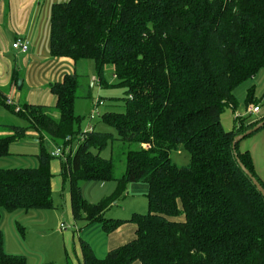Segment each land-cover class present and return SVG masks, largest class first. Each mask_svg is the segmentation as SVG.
Wrapping results in <instances>:
<instances>
[{
  "label": "trees",
  "instance_id": "1",
  "mask_svg": "<svg viewBox=\"0 0 264 264\" xmlns=\"http://www.w3.org/2000/svg\"><path fill=\"white\" fill-rule=\"evenodd\" d=\"M50 54L75 66L95 61L102 87L109 86L104 69L112 66L116 86L124 90L116 98L123 102L120 111L98 116L116 134L93 126L76 151L60 159L76 221L100 223L107 234L128 222L136 226V238L105 258L82 241L84 264H264V196L238 160L263 188L264 180L250 152L240 150L242 141L233 148L235 138L264 117L236 116L233 130L221 119L236 106L235 90L264 69V0L54 3ZM79 88L78 75L67 74L49 85L54 108L17 103L18 112L0 89V106L27 122H0V264H28L26 256L6 251L3 214L55 207L53 158L46 146L67 149L74 142L67 138L82 134L75 131L81 122L75 113ZM29 133L40 145L38 166L3 168L11 146ZM108 144L112 157L105 159L101 153ZM114 144L120 148L115 157ZM181 150L190 154L188 166L171 158ZM123 160L125 171L117 176L116 164ZM90 182H115L117 189L90 203L82 193ZM132 183L148 186V212L129 220L106 217Z\"/></svg>",
  "mask_w": 264,
  "mask_h": 264
},
{
  "label": "crops",
  "instance_id": "2",
  "mask_svg": "<svg viewBox=\"0 0 264 264\" xmlns=\"http://www.w3.org/2000/svg\"><path fill=\"white\" fill-rule=\"evenodd\" d=\"M45 8L46 6L42 7V0L0 1V89L7 91L8 94L6 95L8 97H12L13 100L19 104L22 97L21 91L26 89V103L54 108L56 105V98L51 94L49 85L51 83L62 81L64 76L67 74H73L75 65L69 59L51 57L49 44L50 39L47 36L44 40V32L39 27ZM45 10L49 11L48 5ZM19 38L27 39L30 41L31 46L29 53L18 54L11 48L10 44ZM41 48L43 50H41ZM18 62L21 64H19ZM23 70L25 71L23 72ZM19 82H21V85L19 84ZM251 90H253V103L248 104L249 97H251ZM17 92H20V94ZM234 96L236 100V106L229 107L223 113L221 118L222 124L225 129H234L236 116L240 117V119H244L248 116H252L256 119L263 118L264 69L261 70L254 78L239 86L235 90ZM252 106H260L261 113L258 115L250 114L249 108ZM29 136L30 137L28 139L14 143L11 146V155L5 158L13 159V157H19L17 162H20L21 165L17 167H5L1 164L3 168H33L38 166L37 156L40 152V145L38 141L33 138L34 133H29ZM251 137L252 136L246 138L240 143V150L242 152H250L255 167L253 145H250L246 142L250 141L249 139H251ZM261 140H263L264 142V135L261 137ZM21 142H26V144ZM47 145L53 146L52 143H49ZM17 146L18 148L16 149V151H14L15 147ZM19 148H29L30 150H32V155L29 156L25 153H20V151L18 150ZM20 160L24 162H21ZM30 161L31 163H33V161L36 162L33 163L34 165H32L30 164ZM56 170H59V166L57 168V166L52 165L51 171L54 175L52 180V189H54V182L56 181ZM87 184L88 183H86L82 189L83 197L84 189ZM100 184V187L103 188L104 183ZM66 195V209L62 212V214L65 213V215L71 220L70 223L72 224V226L70 232H66L67 228L63 223L61 224L63 225V227L60 225L59 229L61 232H66V234L64 233L62 236L63 244L61 245L60 250L66 264H84L81 245L82 241L87 242L93 248L97 257L105 258L110 251H113L130 243L136 238V226L130 222L125 223L116 231L107 234L103 230L100 223L88 224L86 221H76L72 212L70 192H68ZM113 206H111V208L106 212V215L111 211ZM19 213L20 211L13 214H4L8 215L7 217H11L13 215H18ZM24 213L25 214L20 217L25 220L34 219V217L36 218L35 215H37L35 214V211ZM40 213L46 215L47 217H58L61 214L59 213L58 208L55 207L54 209L47 210L46 212L40 211ZM133 214L135 213L133 212L130 217L129 215H126L127 217L117 218L114 216H109L108 218L129 220L131 219ZM11 220V218H7L5 220L3 215L1 221V229L3 230V233L5 231V225L9 224ZM6 240L7 237L5 236L6 251L9 254L20 255L16 252L13 253L9 251V246L6 244ZM133 264L141 263L135 262Z\"/></svg>",
  "mask_w": 264,
  "mask_h": 264
},
{
  "label": "rangeland",
  "instance_id": "3",
  "mask_svg": "<svg viewBox=\"0 0 264 264\" xmlns=\"http://www.w3.org/2000/svg\"><path fill=\"white\" fill-rule=\"evenodd\" d=\"M66 1L69 0H42V7L46 6L47 8V5L49 7V11L45 10L46 8L44 9L41 18L42 21L39 26L44 32V40L47 36L50 39L52 5L54 3ZM10 46L12 48V43ZM41 50L43 49L41 48ZM24 71L25 70H23V72ZM74 72L78 75L80 83V88L75 102V113L77 116L81 117V122L75 126V131L77 133H85L89 130V126H94L96 131L111 132L116 134V130L105 124L102 120H100L99 117L93 124L90 120L91 115L94 114L96 110L98 113L103 115L106 112L120 111L121 106H123L122 101L116 100V98L122 97L124 95V90L116 86L117 80L114 76V68L112 66H107L104 69V80L109 85L108 87L101 86L97 66L93 60H80L74 67ZM4 92L5 94H8L7 91ZM17 93L20 94V92ZM21 94L22 97L20 100V105H23L27 102V90H22ZM100 99H102L105 103V105L101 107L98 106ZM0 122L3 124L18 123L19 125L23 126L27 125L25 120L2 106H0ZM263 135L264 129H261L252 135L251 139H249L250 141H246L250 145H253L256 173L257 176L262 180H264V142L261 140ZM73 141L75 140L73 139ZM24 144H26V142ZM118 146L119 145L114 144L113 156L120 155V148L118 149ZM17 148L18 146L15 147L14 151H16ZM46 149L50 156L55 151L54 146L51 145H47ZM18 150L20 153H25L29 156L32 155V150L29 148H19ZM69 154L70 152L67 148L66 157ZM101 156L105 159H110L112 157V144H108V146L102 151ZM18 158L19 157H13V159H3L1 164L5 167L20 166L21 163L17 162ZM171 158L173 162L179 167L188 166L191 161L190 154L185 150L173 151L171 153ZM35 162L36 161H33V163ZM33 163L30 161V164L34 165ZM52 165L57 166V168L59 166V170H56L55 172L56 181L54 182L53 199L55 208H58V211L61 214L58 217H47L46 215L41 214L40 211H35V214H37L35 215L36 218L34 217V219L27 220L20 217L25 214L23 211H20L18 215H13L11 217H7L8 215L3 214L5 220L7 218L12 219L9 224L5 225L4 231V234L7 237L6 244L9 246V251L26 256L28 264H66L60 250L61 245L63 244L62 236L64 233L66 234V232H70L72 226L70 223L71 220L65 215V213L62 214V212L66 209L65 195L69 192V184L63 181L61 175L62 161L60 159L53 158L51 161V166ZM124 171V160L118 161L116 164V175L121 176ZM100 185L101 184L98 182H91L86 185L84 189V197L90 203H97L103 198L111 196L117 189V184L115 182L104 183L103 188H101ZM147 192V185L145 183L128 185L126 194L116 203V205L112 207L111 211L107 213L106 217H127L126 215H129L130 217L133 212L146 214L148 212ZM62 223L67 228L66 232H61L59 230ZM20 228H23L24 235L22 234Z\"/></svg>",
  "mask_w": 264,
  "mask_h": 264
},
{
  "label": "built area",
  "instance_id": "4",
  "mask_svg": "<svg viewBox=\"0 0 264 264\" xmlns=\"http://www.w3.org/2000/svg\"><path fill=\"white\" fill-rule=\"evenodd\" d=\"M30 41L27 40V39H22V38H19L17 39L13 44H12V48L15 52H17L18 54H27L29 53L30 51ZM7 103L9 105H14L16 107V111H20L21 108L17 105V102H15L13 100L12 97H9L7 99ZM102 105V102H98V106H101ZM249 113L250 114H253V115H258L261 113V108L260 106H252L249 108ZM100 116V113H98V111L96 110V112L94 114L91 115V121H95L97 119V117ZM89 130L87 132H91L93 130V127L92 126H89ZM82 133L78 136H76V140L74 142L73 141V137L70 136L67 138V142H72V146L69 145L68 147V151L69 152H75L76 149L78 148L79 144L82 143L85 138H86V133ZM54 148H55V151L51 154V156L53 158H56V159H65L66 158V152H67V149L63 148L62 146H59L57 144H53ZM63 227V226H62Z\"/></svg>",
  "mask_w": 264,
  "mask_h": 264
},
{
  "label": "water",
  "instance_id": "5",
  "mask_svg": "<svg viewBox=\"0 0 264 264\" xmlns=\"http://www.w3.org/2000/svg\"><path fill=\"white\" fill-rule=\"evenodd\" d=\"M19 84L21 85V82H19ZM264 127V121L261 122L260 124H258L257 126H255L254 128L246 131L245 133L237 136L233 142V148H236V145L238 143H240L241 141H243L245 138L251 136L253 133L259 131L261 128ZM240 166L242 167V169L244 170V172L252 179L253 183L255 184V186L258 188L259 192L262 193V195L264 196V188L261 186V184L256 180V178L253 177V175L246 169V167L240 162V160H238Z\"/></svg>",
  "mask_w": 264,
  "mask_h": 264
}]
</instances>
